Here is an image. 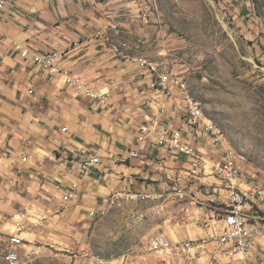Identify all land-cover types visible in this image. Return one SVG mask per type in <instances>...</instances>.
Wrapping results in <instances>:
<instances>
[{"label": "crops", "instance_id": "crops-1", "mask_svg": "<svg viewBox=\"0 0 264 264\" xmlns=\"http://www.w3.org/2000/svg\"><path fill=\"white\" fill-rule=\"evenodd\" d=\"M131 8L126 0H12L0 13V233L25 244L22 236L75 227L104 214L112 195L131 193L162 205L159 233L195 243L165 264H264V238L253 242L246 261L212 257L209 242L222 233L229 205L213 167L192 177L189 160L154 136L138 143L140 128L153 119L160 129L192 130L176 90L172 97L153 90L151 72L116 45V28L126 26ZM16 44L41 54L65 52L61 72L24 60ZM87 90L106 95V103ZM204 131L200 124L194 135L202 152L203 140L211 141ZM208 152L214 165L224 154ZM91 157L100 162L84 172ZM68 193L73 196L64 201Z\"/></svg>", "mask_w": 264, "mask_h": 264}, {"label": "rangeland", "instance_id": "rangeland-1", "mask_svg": "<svg viewBox=\"0 0 264 264\" xmlns=\"http://www.w3.org/2000/svg\"><path fill=\"white\" fill-rule=\"evenodd\" d=\"M126 1L133 16L116 28V45L184 78L203 123L218 130L220 142L202 139L207 175L215 158L208 150H218L264 187V0ZM164 215L160 204L126 198L75 227L22 236L19 254L23 264H165L169 256L150 250ZM7 245L8 234L0 233V264H7Z\"/></svg>", "mask_w": 264, "mask_h": 264}, {"label": "built area", "instance_id": "built-area-1", "mask_svg": "<svg viewBox=\"0 0 264 264\" xmlns=\"http://www.w3.org/2000/svg\"><path fill=\"white\" fill-rule=\"evenodd\" d=\"M11 1L0 0V13ZM15 49L24 60L32 61L50 74L61 72L60 66L66 56V53L61 51L45 54L36 53L21 44H16ZM138 62L140 66L146 67L151 72L153 90L169 97L174 96L173 91L176 90V94L180 96L185 105L186 125L192 130L191 133H185L183 129H160L159 120L153 119L150 124L140 128L137 137L138 143H144L149 137L154 136L158 145L166 147L175 156H183L188 159L192 169L190 175L199 177L201 173L207 170V163L205 153L194 145V135L197 136V129L200 124H203L204 132L214 144L221 140L217 133L218 130L210 121L207 124L203 123V119L206 118L201 104L190 94L184 78L161 72L147 60L140 59ZM67 81L73 83L70 78ZM82 86V83H78L79 88ZM86 94L100 104H105L107 101L106 95H99L90 90H87ZM159 111L161 116L168 117L164 109H159ZM130 155L133 158L140 156L137 150L131 151ZM99 162L98 157H91L83 161L82 170L87 172ZM212 175L225 192L229 205L222 217V233L218 237L211 238L209 242L212 244L211 255L213 258L224 255L229 259L238 258L241 261H246L249 258V251L253 242L264 238V187L249 182L232 155L228 153H225L223 158L213 166ZM242 185L247 188L246 191L241 189ZM72 196V193H68L63 200L68 201ZM179 197L184 198L185 196L182 194ZM126 198L136 200L139 197L131 193H128L127 196L112 195L107 209L120 205ZM156 198L153 197V199ZM251 210L253 212H250ZM194 244V242H173L167 234L162 232L153 238L150 250L160 256H176L189 251L194 247ZM23 245L24 240L20 236L12 234L8 237L7 264H23L18 250Z\"/></svg>", "mask_w": 264, "mask_h": 264}]
</instances>
